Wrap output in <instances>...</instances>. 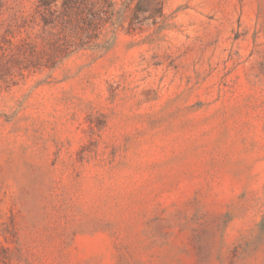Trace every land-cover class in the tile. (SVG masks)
<instances>
[{"label": "rangeland", "instance_id": "1", "mask_svg": "<svg viewBox=\"0 0 264 264\" xmlns=\"http://www.w3.org/2000/svg\"><path fill=\"white\" fill-rule=\"evenodd\" d=\"M113 1L0 0V264H264V0Z\"/></svg>", "mask_w": 264, "mask_h": 264}, {"label": "trees", "instance_id": "2", "mask_svg": "<svg viewBox=\"0 0 264 264\" xmlns=\"http://www.w3.org/2000/svg\"><path fill=\"white\" fill-rule=\"evenodd\" d=\"M162 1L150 0L158 15H162ZM145 10L139 4L134 7L135 21L141 20ZM37 11L43 25L55 29L52 34L57 49L68 54L97 47L96 41L103 28L115 24L124 9H115L113 0H37Z\"/></svg>", "mask_w": 264, "mask_h": 264}]
</instances>
